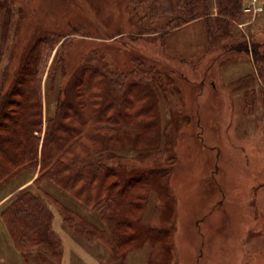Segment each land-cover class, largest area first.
<instances>
[{"label":"rangeland","instance_id":"rangeland-1","mask_svg":"<svg viewBox=\"0 0 264 264\" xmlns=\"http://www.w3.org/2000/svg\"><path fill=\"white\" fill-rule=\"evenodd\" d=\"M68 1L0 0V86L5 72L12 80L39 35L61 37L72 33V26H87L65 21L57 8ZM260 1L264 8V0ZM211 2L216 16V0ZM138 11L139 21L147 5ZM107 16L114 21L112 10ZM122 18L118 32L110 26L102 30L103 35L117 32L114 38L87 33L65 50L57 45L50 60L43 47L42 86L46 88L52 72L58 73L57 86L65 84L63 72L72 73L82 60L95 55L120 72H131L142 63L159 86L156 134L161 138L135 143L136 135L125 126L119 129L130 135L123 134L126 145L115 140L111 146L123 160L126 176L137 171V183L129 179L124 206L116 211L129 224L121 230L131 236L130 241L118 246L108 230V247L97 239L88 242L64 223L59 208L50 202L53 232L61 242V257L53 262L264 264V9L257 17L241 10L233 26L220 29L222 33L209 30L217 27L215 21L211 25L201 20L167 35L146 34L148 20L138 24L133 16ZM138 26L148 28L140 31ZM54 100L56 95L46 93V107ZM152 171L158 176L153 177ZM19 172L0 185V200L25 181ZM45 185L53 199L99 230L116 223L112 216L106 225L97 211L57 186ZM3 203L0 264H40L37 251L26 258L15 247L1 218Z\"/></svg>","mask_w":264,"mask_h":264},{"label":"trees","instance_id":"trees-1","mask_svg":"<svg viewBox=\"0 0 264 264\" xmlns=\"http://www.w3.org/2000/svg\"><path fill=\"white\" fill-rule=\"evenodd\" d=\"M120 1L69 0L59 6L57 10L64 13L70 25L82 22L87 26L71 25L72 33L61 37L39 35L22 65L12 73V80L8 72L2 76L0 185L11 182L18 171L25 181L0 200L4 202L1 218L18 251L26 258L37 251L40 264H55L54 259L61 257V242L53 232L50 202L59 208L64 223L88 242L97 239L108 247V230L112 231L116 245L130 241L131 236L121 230L129 224L116 211L124 206L129 179L135 182L137 171L126 176L123 160L111 152V146L115 140L126 145L124 135H136L133 142L141 139L146 144L161 138L156 134L159 108L155 102L159 86L151 69L139 63L131 72H120L104 57L93 54L96 57L85 58L72 73L63 72L62 80L67 78L65 84L57 86L58 73L52 72L45 92L43 47L49 57L60 43V48L65 50L73 39L87 33L93 38H114L124 14L135 17L138 24L142 23L141 19L148 20L149 28L138 26L140 31L148 28L146 34L167 35L201 20L211 25L215 21L217 27L209 30L217 28L221 32L233 26L242 10V0H216V16L211 0H122L121 4ZM142 4L147 5V12L138 21ZM110 10L114 13L113 22L108 20ZM109 26L117 32L103 35L102 30ZM67 64L68 61L64 70ZM46 93L47 97H57L47 107ZM125 126L130 127L127 130L130 135L119 129ZM47 183L57 186L87 209L97 211L106 225L112 216L116 223L107 226V230H99L82 215L53 199L46 189ZM119 187L122 189L117 190ZM140 234L147 232L141 230Z\"/></svg>","mask_w":264,"mask_h":264},{"label":"built area","instance_id":"built-area-1","mask_svg":"<svg viewBox=\"0 0 264 264\" xmlns=\"http://www.w3.org/2000/svg\"><path fill=\"white\" fill-rule=\"evenodd\" d=\"M244 14L257 17L263 10L260 0H242Z\"/></svg>","mask_w":264,"mask_h":264}]
</instances>
